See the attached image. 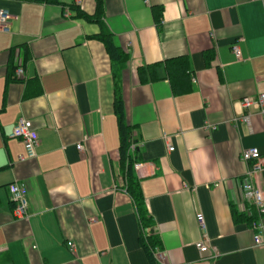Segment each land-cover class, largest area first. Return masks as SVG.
Wrapping results in <instances>:
<instances>
[{
    "label": "crops",
    "instance_id": "crops-1",
    "mask_svg": "<svg viewBox=\"0 0 264 264\" xmlns=\"http://www.w3.org/2000/svg\"><path fill=\"white\" fill-rule=\"evenodd\" d=\"M100 3L99 11L97 0H0L11 15L10 32L0 33V264H264V248L253 245L264 214L240 191L249 167L241 151L264 155L263 117L241 103L264 91L260 1ZM102 29L126 55L121 65L95 37ZM152 64L157 79L141 81L138 69ZM113 71L150 227L126 191ZM19 117L36 131L33 158L10 137ZM12 182L26 187L25 220L13 218ZM253 183L264 189V169ZM233 212L254 218L235 221Z\"/></svg>",
    "mask_w": 264,
    "mask_h": 264
},
{
    "label": "built area",
    "instance_id": "built-area-1",
    "mask_svg": "<svg viewBox=\"0 0 264 264\" xmlns=\"http://www.w3.org/2000/svg\"><path fill=\"white\" fill-rule=\"evenodd\" d=\"M261 3L263 12H264V0H258ZM10 13L4 9L0 8V33H9L10 32ZM232 50L235 54L238 53L237 47L233 46ZM16 59L14 77L17 79L22 78L23 69L20 66L21 62ZM244 107L249 105H254L257 107L259 114L263 117L264 120V91L259 92L254 97H244L241 101ZM10 137H15L21 140L26 157L33 158L36 155V148L38 146V137L36 131L32 128L31 121L24 117H19L10 133ZM77 149H81V143L76 144ZM135 147L134 143H131L129 150L133 151ZM169 150L172 147H168ZM240 158L244 162L249 164L247 171L240 182V191L243 201L249 205L253 206L259 215L264 214V189H260L253 183L254 174L261 172L264 169V155H262L256 147L247 148L241 151ZM23 160V157H20ZM139 166V163H133L132 168L136 169ZM9 198L13 205L12 215L14 219L25 220L28 218V198L26 187L23 184L12 182L7 186ZM196 220L199 225V228L204 233L205 226L204 220L201 213L196 214ZM254 227L259 228V232L254 234L253 245L257 247L264 248V232L263 226L261 224L254 223ZM71 246V243H67ZM196 247L199 252L204 253L207 251V244L205 240L198 241ZM215 255V254H214ZM213 257V255L211 256Z\"/></svg>",
    "mask_w": 264,
    "mask_h": 264
},
{
    "label": "trees",
    "instance_id": "trees-1",
    "mask_svg": "<svg viewBox=\"0 0 264 264\" xmlns=\"http://www.w3.org/2000/svg\"><path fill=\"white\" fill-rule=\"evenodd\" d=\"M97 8L100 11L101 10V3L100 0H97ZM76 15L82 18H85L87 20H91L89 16H87L84 12H81L77 9ZM98 38L104 45L107 50V53L112 61L113 66L115 65H121L126 60V55L115 45L112 41V35L108 31L102 29L98 35L95 36ZM173 60H167L166 67L170 63H172ZM156 64L143 66L138 69V74L140 76L141 81L145 80H156ZM173 67L176 70L185 71L187 68V64L185 62V65H183L181 62H178L177 64H173ZM175 71L169 67V74L174 75ZM117 72L113 71V91H114V97H113V109L114 113L117 117V123H118V131H119V138H120V145H119V159L120 164L124 170L125 179H126V191L129 194V196L133 199V202L135 204L136 210L138 212L139 220L143 226L150 227V220L147 217L144 209V203H143V197L140 192L138 181L133 174L132 165L135 161L134 154H136V149L131 153H129V146L133 142L132 139V127L129 125H126L123 121V110H122V104L121 99L118 96L119 91V82L117 77ZM188 89L185 88V91ZM233 219L235 221H246L250 222L254 217L252 215L246 216L243 213L237 214L233 212L232 214ZM149 244L146 245L147 254L151 256V248L154 247V242H157L156 238H151V240L148 241ZM153 242V244H152Z\"/></svg>",
    "mask_w": 264,
    "mask_h": 264
}]
</instances>
